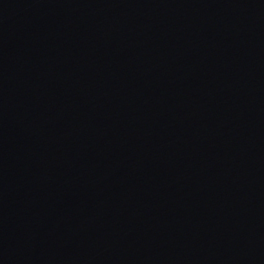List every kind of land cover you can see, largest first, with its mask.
<instances>
[{"label": "water", "instance_id": "water-1", "mask_svg": "<svg viewBox=\"0 0 264 264\" xmlns=\"http://www.w3.org/2000/svg\"><path fill=\"white\" fill-rule=\"evenodd\" d=\"M0 264H264V0H0Z\"/></svg>", "mask_w": 264, "mask_h": 264}]
</instances>
